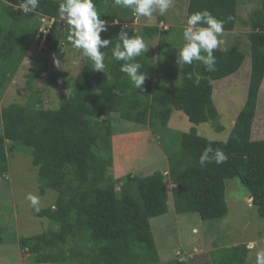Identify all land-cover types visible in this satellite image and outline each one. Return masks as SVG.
Instances as JSON below:
<instances>
[{
	"label": "trees",
	"instance_id": "trees-1",
	"mask_svg": "<svg viewBox=\"0 0 264 264\" xmlns=\"http://www.w3.org/2000/svg\"><path fill=\"white\" fill-rule=\"evenodd\" d=\"M242 1H188L181 34L187 16L205 9L225 21L224 31L235 30L239 23L248 27V52L237 45L222 44L213 53L215 71L209 72L201 62L182 68L174 63L176 46L166 41L178 33V25L162 28L157 23L166 25L167 15L158 13L156 24H138L128 9L114 6L113 0H94L101 19L110 25L101 34L102 39L113 40L109 48L115 45L124 25L129 35L146 41L158 38V61L154 63L148 50L136 58L147 74L142 90L135 89L120 72L123 62L113 60L110 49H101L105 53L104 72L93 70L90 60L76 80L62 70L49 72L48 84L72 89L61 97L58 107L46 108L39 98L1 107L0 175L7 171L9 152L26 151L37 170L39 194L56 193L53 204L39 206V212L32 208L33 214L48 220L49 226L18 238L22 263L157 264L160 257L151 219L169 210L170 198L176 213L195 212L202 220L222 218L228 210L226 181L235 177L264 217V138H251L264 83V0L249 11L242 7ZM60 2L40 0L37 9L24 12L19 7L22 0H0V17H5L0 20V100L33 43L41 16L54 17L43 44L47 56L39 58L37 68L29 69L25 84L30 88L34 80H45L39 73L46 70L49 57L62 52L61 45L67 42L68 25L58 15ZM243 10L245 18L241 17ZM182 43L181 38L178 44ZM243 69L244 102L230 135L222 140L199 135L198 124L218 121L213 100L215 84ZM174 113L187 118L190 129L169 126ZM117 118L151 128L166 156L167 170L156 169L147 175L127 172L117 178L107 175L108 168L115 164L112 121ZM145 140L152 149L153 137L149 135ZM209 145L222 150L228 160L222 164L213 160L201 166L199 158ZM168 182L173 184L170 191ZM210 253L212 264H254L244 243L215 247ZM168 264L184 262L173 259Z\"/></svg>",
	"mask_w": 264,
	"mask_h": 264
},
{
	"label": "rangeland",
	"instance_id": "rangeland-1",
	"mask_svg": "<svg viewBox=\"0 0 264 264\" xmlns=\"http://www.w3.org/2000/svg\"><path fill=\"white\" fill-rule=\"evenodd\" d=\"M188 1L174 0L173 7L166 14L169 18L166 25L162 24V22H157L162 28L173 24L178 25L175 27L178 33L174 32L173 38L166 41L169 44L174 43L176 49L180 47V44H178L182 38L180 26L186 17ZM250 1L251 3H246V0L242 1L244 2L242 7L246 11H249L259 0ZM0 11L2 12L1 9ZM127 13L130 15L131 11L127 10ZM157 14L158 12L154 13L151 18L141 17L136 22L138 24H156ZM245 16V10L241 11V17L245 18ZM4 18V15H2L0 20ZM42 23L49 27L51 21L43 18ZM247 30V26L239 23L234 31H224L220 38L224 41V45H237L240 50L248 52ZM157 39L156 37L153 40H144L154 63L158 61ZM41 41L40 38L37 43H33L30 46L13 78L6 85L0 100V109L2 106L14 101L24 103L27 98L34 101L36 100L35 98H39L44 107L56 108L61 97L68 95L72 89L63 88L60 84H48L49 72L62 70L67 77H71L74 80L82 75L83 67L89 60L86 57H82L79 50L64 42L61 45L62 52L55 54V56L51 55L48 59L46 70L39 73L45 80L41 82L36 79L33 81L32 86L28 88L25 84L27 80L26 74L30 68L39 66V58L41 56H47V53L43 51ZM245 44L246 47L244 46ZM54 57L61 61L60 67L54 64ZM175 59L176 56L174 63H176ZM245 73V69H243L237 75L228 76L217 81L214 87L213 100L218 110V121L216 123L205 122L198 124L196 128L199 135L201 134L208 139L215 140L228 138L233 128L237 111L244 102L246 90ZM262 87L252 125V139L264 138V83ZM112 122L114 129L112 146L115 164L108 168L106 171L107 175L117 178L127 172H142V174L147 175L156 169L167 170L168 163L163 150H161L162 146L148 125L142 126L122 118H117ZM189 123L187 118L174 113L168 125L178 130L187 131L190 129ZM217 126H221L222 129L219 130ZM149 135L155 140V143H151L153 145L152 149L148 148L151 146L146 145L145 139ZM0 176V264H24L21 260L18 238L36 234L42 229L46 230L49 226L48 220L36 217L33 214L30 202L25 197L28 193L38 195L41 200L39 206H43L53 204L56 193L47 191L45 195L39 194L37 170L31 163L30 153L26 151L15 149L9 152L7 171L5 175ZM119 184L120 182L118 181L117 187ZM172 185L171 182H168L169 191ZM225 201L228 210L222 218L202 220L195 212L176 213L170 198L168 201L169 210L165 214L151 219L156 247L160 257V262L157 264H168L173 259L181 260V257L186 258V264H212L211 250L215 247H222V245L226 246L228 242L236 244L255 241L257 249L264 248V217L258 214L255 207L249 206L251 201L249 192L237 177L226 181ZM221 237H224V240L219 243ZM248 258L254 260L255 264V251H249Z\"/></svg>",
	"mask_w": 264,
	"mask_h": 264
},
{
	"label": "clouds",
	"instance_id": "clouds-1",
	"mask_svg": "<svg viewBox=\"0 0 264 264\" xmlns=\"http://www.w3.org/2000/svg\"><path fill=\"white\" fill-rule=\"evenodd\" d=\"M39 3L40 0H22L19 7L22 11L29 12L37 9ZM113 3L118 8L130 10L132 16L139 19L141 17L151 18L156 12L161 16L166 15L168 10L173 7L174 0H113ZM58 15L59 20L68 25L67 42L74 49L79 50L82 57H86L92 62L93 70L105 71V53L101 49H110L111 58L123 62L120 64V72L126 74L135 89L142 90L147 74L141 70L142 64L136 58L148 50L143 37L129 35L126 31L127 25H124L115 38V45L109 48L110 44L113 45V40L102 39L101 33L107 32L110 25L101 19L94 0H61L58 5ZM43 18L51 21L49 27L42 23ZM53 22L54 17H40V27L33 38V43H37L41 38V46L44 48V41ZM224 23V20L218 19L207 9L189 14L182 33V46L176 49L178 67L182 68L184 65H191L197 61L205 66L206 71H215L216 57L213 53L224 43L220 38L224 32ZM244 46L246 47V44ZM53 62L57 67L61 66V61L58 58L54 57ZM213 160L216 164H222L228 160V156L222 150H214L209 145L201 154L199 162L201 166H205L206 162L210 163ZM25 199L30 202L34 211H40L41 200L38 195L28 193ZM250 199L249 206H253L252 198L250 197ZM243 243L246 244L249 251H255V264H264V248L257 249L255 241ZM229 244L231 242L226 245L229 246ZM181 261L186 264V258L181 257Z\"/></svg>",
	"mask_w": 264,
	"mask_h": 264
}]
</instances>
